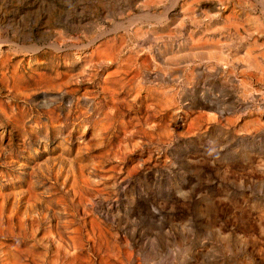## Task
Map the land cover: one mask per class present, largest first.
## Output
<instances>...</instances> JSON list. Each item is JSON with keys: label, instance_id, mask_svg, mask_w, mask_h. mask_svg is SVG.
I'll return each instance as SVG.
<instances>
[{"label": "rangeland", "instance_id": "obj_1", "mask_svg": "<svg viewBox=\"0 0 264 264\" xmlns=\"http://www.w3.org/2000/svg\"><path fill=\"white\" fill-rule=\"evenodd\" d=\"M0 264H264V0H0Z\"/></svg>", "mask_w": 264, "mask_h": 264}]
</instances>
